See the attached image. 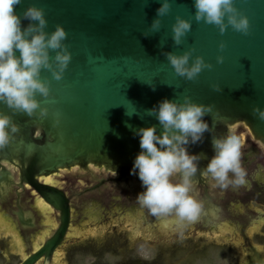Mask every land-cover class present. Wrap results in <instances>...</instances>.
Here are the masks:
<instances>
[{
	"label": "water",
	"instance_id": "95a60500",
	"mask_svg": "<svg viewBox=\"0 0 264 264\" xmlns=\"http://www.w3.org/2000/svg\"><path fill=\"white\" fill-rule=\"evenodd\" d=\"M160 2L22 0L15 6L17 13L33 4L42 7L45 31L63 25L71 52L60 80L50 71H41V78L50 82V95L44 98L38 94L36 98L49 108V115L39 119L13 114L19 131L11 144L0 150V204L14 193L30 189L50 205L49 210L61 213L55 233L18 264H38L49 258L64 240L70 222L72 211L66 193L54 181L44 183L46 177L75 170L79 177L94 181L82 193L108 184L132 195L143 190L138 177L129 174L141 150L139 137L133 133L156 125L159 134V122L147 110L163 98L182 102L187 95L193 102L211 105L212 112L203 119L210 126L214 122L215 135L244 124L264 147V121L252 113L253 106L264 108V0H235L236 7L249 18L247 35L231 26L221 34L216 26L195 20L193 0H170L171 9L160 17L159 31L145 37ZM177 15L192 23L180 45L172 40L171 25ZM28 23L23 20L22 27ZM221 41L225 44L222 50L218 47ZM189 48L195 49L193 56L200 55L212 65L194 80L177 75L162 54H182ZM218 55L224 57L222 63H217ZM213 84L222 90L215 91ZM0 111L11 114L4 104ZM54 113L60 118L55 126ZM189 151L204 154L199 162L203 168L213 155L209 133L202 144L191 145ZM193 179L195 185L209 182L199 171ZM36 212L19 207L16 214L21 226H36Z\"/></svg>",
	"mask_w": 264,
	"mask_h": 264
},
{
	"label": "clouds",
	"instance_id": "9594fccd",
	"mask_svg": "<svg viewBox=\"0 0 264 264\" xmlns=\"http://www.w3.org/2000/svg\"><path fill=\"white\" fill-rule=\"evenodd\" d=\"M21 2L0 0V104L11 110V114L0 111V150L9 146L19 131L13 114L24 113L39 119L49 115V108L42 106L36 98L38 94L44 98L50 95V82L41 78V71H50L55 80H60L71 60L63 25L57 24L53 31H45L44 9L33 4L17 13L15 6ZM192 6L197 22L203 20L212 24L221 34L229 26L245 35L249 32V18L236 7L235 0H193ZM170 9V0H161L149 31L143 33L145 37L159 31L160 17L167 15ZM23 20L29 23L22 27ZM191 27L190 19L180 15L175 17L171 25L175 45L183 43ZM218 47L222 50L225 44L221 41ZM194 51L189 48L182 54L172 51L162 54L177 75L194 80L204 68L212 67L202 56H193ZM52 52L55 54L51 55ZM216 59L217 63H222L224 57L218 55ZM212 88L217 92L222 90L219 84H213ZM211 112V105L193 102L187 95L182 102L163 98L147 110L159 122V134L156 125L134 130L141 150L135 156L129 174L138 177L143 189L136 194L137 203L153 216H174L180 226L195 221L203 209L202 202L193 194V178L198 171L213 187L227 188L230 184L245 183L246 172L241 163L244 141L232 131L215 135L214 122L210 126L203 119ZM252 113L264 121V108L253 106ZM53 115L55 126L60 123V118L58 113ZM206 132L211 137L213 155L200 168L204 154L192 153L189 147L202 144Z\"/></svg>",
	"mask_w": 264,
	"mask_h": 264
},
{
	"label": "flooded vegetation",
	"instance_id": "af4514ba",
	"mask_svg": "<svg viewBox=\"0 0 264 264\" xmlns=\"http://www.w3.org/2000/svg\"><path fill=\"white\" fill-rule=\"evenodd\" d=\"M234 128L235 129L233 132H235L240 137L242 132L247 129L244 124H239ZM244 140V143L247 144V148L242 149L241 163L242 167L246 172V178L250 177L256 170V167H258L256 165V162H258V160L260 159V155L262 157L264 156V147L262 144L256 141L249 132L245 133ZM48 178H51L52 181L55 180V177L52 176L46 177V179ZM92 185L93 183L88 184L79 190L75 189L73 191L67 192L63 187L56 184L59 189L66 193V196L69 199V206L72 211L70 216V222L66 230L64 240L59 245H57V247L49 258L40 259L38 264H63V262L65 263L66 260H68L70 264V262L72 261V254L76 253V250H72L76 247H79L80 245V243L78 242L72 243V240H74L75 238H79L78 236H73L74 233H71L70 226H74V224L77 223L76 221H78L79 219L75 218V216L77 215L74 213V208L76 209L75 211H80V205L82 204L84 205L83 207L86 206L87 208H90L88 210L89 215L86 214V216H83L82 219L86 217L92 218V220L96 221L97 223L104 222L107 219L106 217H102L100 214H98V212H94V209H96L95 207L97 206V204L93 198H87L84 200V197H86L88 193L96 191L94 190L82 193L86 188ZM211 186L212 184L210 181L195 185L193 194L203 204L202 212L195 221L188 223L184 226H180L176 223L174 216H166L168 218L174 219L171 220L173 221V228H166L165 226H163V223H159V217L153 216L149 213L146 208L140 206L137 203L135 198L136 195H131V199L125 198V205L131 208L132 210L129 215H134L135 219L141 222L139 227H142L143 224H149L150 227H152L153 232L157 233L159 228H161L162 230H167L166 234H172L175 238H178L176 241H173L167 246H165L163 243L154 244L158 247V249L156 256L151 257V260L149 261L151 264H186L189 262L194 263L193 261H195V263L203 264L201 263L202 259H207L208 255H210L213 259L214 253L217 250L219 251L222 249L228 250L231 255L230 258L225 261L224 264H260V262L264 261V250L259 244L251 241V237L249 236L248 232L252 224L254 226H257L256 222H260L259 217H262V214H259L256 210H253L252 208L250 209L247 205V201L251 200V198L259 201L264 200V187L262 186V184L255 181L252 183L250 188L244 187V184H230L227 188ZM26 197L29 198L27 202H30L33 200L34 197H36V195L33 194L30 189H28L26 192H21L20 195L14 193V195L8 201L2 202L1 206L4 208L6 207V209H9V213L11 214V216H14L13 223H17V225H14L16 229L20 230L21 232L24 230H27L30 233L33 230L36 232V230L39 229L37 228V226H21L20 219L16 214V212L19 211V207H22V201ZM104 198L107 197L104 196ZM104 198L101 199L103 206L108 207V199ZM39 199L42 198L39 197ZM42 202L46 203L43 199L41 203ZM46 204L48 206L47 208L45 207ZM46 204H43V213L42 211L41 213L44 215L45 219L47 218L46 222H54V224L45 225L46 227H48L49 231L44 235L38 246L43 244L49 237H51L55 233V227L60 224L59 219L61 213L57 210H49L48 208L50 207V205L48 203ZM14 207H16V209H14ZM137 208L141 209L140 213H138L139 211L137 210ZM22 210L26 212L28 209H24L22 207ZM136 212L138 214H136ZM49 216L52 218V220ZM54 219L57 220L55 227H53L55 225ZM78 224H80V221H78ZM165 225L169 224L166 223ZM43 226L44 224L39 227ZM171 229H175V231ZM196 233H199V235L197 236L198 238L194 237ZM35 234H37V232ZM136 234L140 237L142 236V234H144V232L143 230H139V232L136 231ZM150 235L153 234L151 233ZM90 238L92 239V236ZM106 238L107 239L102 241V245L108 244L109 247H112L113 250H117L122 255L126 254V252L130 250V237H125V234L117 233L115 234V236L108 234ZM25 240L26 245L24 246V249L26 256L35 251V249H37L38 247H35L33 249L30 243V237H26ZM107 241H109V243ZM89 243L90 244L86 246L87 249H81V252L98 253V250H94L95 246L93 245V242ZM60 251L62 252L60 253ZM158 252L159 255L157 256ZM62 254L67 255L64 256ZM258 255H260L261 261L256 260V256ZM22 259H20L19 262ZM142 260L143 258L141 257L137 258V262ZM145 260L148 261V259ZM213 260V264H218L215 263V259ZM93 262L94 261H92L91 264H94ZM97 263L101 264V259H99ZM86 264H90V262H87Z\"/></svg>",
	"mask_w": 264,
	"mask_h": 264
},
{
	"label": "rangeland",
	"instance_id": "374dc122",
	"mask_svg": "<svg viewBox=\"0 0 264 264\" xmlns=\"http://www.w3.org/2000/svg\"><path fill=\"white\" fill-rule=\"evenodd\" d=\"M239 125V124H237ZM236 125V126H237ZM235 126V127H236ZM235 128L232 129V132ZM245 133H248V130H244L241 134V137L244 140ZM247 148V144H243V149ZM257 157V156H256ZM260 159L258 162H256V170L250 177L245 178L244 187L250 188L253 182H258L262 184L264 187V156H259ZM258 172V173H257ZM260 172V173H259ZM54 182L63 187L67 192L73 191L75 189L79 190L82 187H85L88 184H92L94 181L90 180V177H79L78 172L74 171H66L60 173L58 176H55ZM90 194V195H89ZM131 193H126V191H123L119 188H117L114 185L108 184L105 187H101L99 190H96L94 192L88 193L86 197H84V200L87 198H93L96 201L97 206L94 209V212H98L102 217H106L107 219L104 222L97 223L96 221L92 220V218H83L82 217L89 215L88 210L90 208H87L84 205H80V211H75L74 213L77 215L75 218H79L78 221H80V224L77 223L74 224V226L71 227V233H74L73 236H78L79 238H75L72 240V243L78 242L80 243L79 247L74 248L72 251L76 250V253L72 254L71 262L70 264H86L87 262L92 263L94 261V264H98L97 261L101 259V264H151L149 261L151 260V257H155L157 253L158 247L154 244L156 243H163L165 246L169 245L173 241H176L178 238H175L172 234H166L167 230H162L159 228L158 232H153L152 227H150L149 224H143L142 227H139L141 224L140 221L135 219V216H130V212L132 211L131 208L125 205V198L131 199L132 196ZM250 195V194H249ZM89 196V197H88ZM107 197V198H104ZM102 197V198H101ZM77 198V197H75ZM108 199V207H104L101 199ZM112 198V199H110ZM29 200L28 197H26L22 201V207L24 209H31L34 212L38 211L39 214L37 216V229L36 232L33 230L31 233L27 230L20 231L14 227V224L12 220H14V216H11L9 213V209H6V207H2L0 204V264H17L20 259L24 258L25 256V249L24 246L26 245V237L31 238V245L33 249L35 247H38V244H40L42 238L44 235L49 231L48 227L45 225H52L54 222H46V219L44 218L43 210V204H46L44 202L41 203L42 199H37L36 197L33 198L32 201L27 202ZM111 200V201H109ZM248 207L253 210H256L259 214H262V217H259L260 222H256L257 226H252L249 229V236L251 237V241L259 244L262 249L264 250V200L259 201L252 199L247 201ZM78 203V202H77ZM79 204V203H78ZM47 205V204H46ZM10 208V207H7ZM16 209V207H14ZM141 212L140 208H137ZM42 211V213H41ZM47 211V210H45ZM36 212V213H38ZM79 213V214H78ZM136 212V214H138ZM97 214V213H96ZM50 217V216H49ZM51 218V217H50ZM52 220V218H51ZM55 220V219H54ZM173 218H168L166 216L159 217L158 221L159 223H163V226L166 228L172 227L173 225ZM55 220V225L56 226ZM168 223L169 225H165ZM255 223V224H256ZM43 227H39L43 225ZM79 225V226H78ZM250 226V225H249ZM78 227V228H77ZM173 228V227H172ZM152 229V231H151ZM42 232H41V231ZM139 230H143L144 234L142 236H137L136 231L139 232ZM174 230L175 229H171ZM177 230V229H176ZM173 231V232H174ZM41 232V233H38ZM164 234H163V233ZM125 234V237H130V250L126 252V254L122 255L117 250H113L112 247H109V245H102L103 242L108 234L114 235L115 234ZM153 235H150V234ZM169 233V232H168ZM71 235V234H70ZM164 235V236H163ZM199 233H196L194 237L198 238L197 236ZM92 236V239L90 238ZM137 236V238H136ZM213 236V235H212ZM174 238V239H173ZM89 242H93L94 250L98 253H83L81 252V249L84 250L87 249V245H89ZM109 243V241H107ZM83 243V244H82ZM102 247V248H100ZM90 248V246H89ZM92 249V248H91ZM119 250V249H118ZM156 251V252H155ZM215 251V250H214ZM62 251H60L61 253ZM239 254V252H238ZM237 254V255H238ZM67 255V254H62ZM159 255V252L157 256ZM230 252L228 250L222 249L217 250L214 253L215 263L218 264H224L225 261H227L230 258ZM141 257L143 258L142 261L137 262V258ZM260 255L256 256L257 261H261ZM145 259H148L146 261ZM210 255H208V258L205 260H201V263L203 264H213L214 260ZM186 263V264H199L195 263V261ZM63 264H69V261L66 260Z\"/></svg>",
	"mask_w": 264,
	"mask_h": 264
},
{
	"label": "snow or ice",
	"instance_id": "6c2138e0",
	"mask_svg": "<svg viewBox=\"0 0 264 264\" xmlns=\"http://www.w3.org/2000/svg\"><path fill=\"white\" fill-rule=\"evenodd\" d=\"M43 182L44 183H48V184L53 183V181L51 180V178H48V179L44 180ZM45 207L47 208L48 206L46 205Z\"/></svg>",
	"mask_w": 264,
	"mask_h": 264
}]
</instances>
